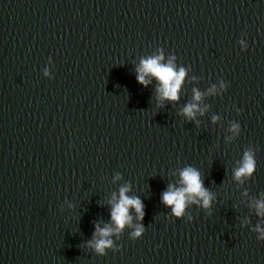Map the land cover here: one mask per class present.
<instances>
[{"label":"water","instance_id":"95a60500","mask_svg":"<svg viewBox=\"0 0 264 264\" xmlns=\"http://www.w3.org/2000/svg\"><path fill=\"white\" fill-rule=\"evenodd\" d=\"M161 55L177 101L137 80ZM186 168L211 199L178 218ZM261 203L264 0H0V264H264Z\"/></svg>","mask_w":264,"mask_h":264},{"label":"clouds","instance_id":"9594fccd","mask_svg":"<svg viewBox=\"0 0 264 264\" xmlns=\"http://www.w3.org/2000/svg\"><path fill=\"white\" fill-rule=\"evenodd\" d=\"M162 59L163 56L161 55L147 60H142L141 66L137 69V80L141 85L146 87L148 83L145 79L146 76L156 78L162 86L158 89L161 98L169 101H177L178 92L185 77V71L184 69H180L177 73L171 62L167 65L161 64L160 61ZM199 98V93H196L195 99L199 100ZM194 109V104L188 105L184 109V114L191 118L193 116ZM254 168L255 162L252 155L245 153L242 166L235 173L236 178L239 179L241 176L251 175ZM180 175L183 187L174 189L172 186H169V190L163 193L162 202L166 206L172 207L174 215L178 218L181 217L184 212L186 198L192 199L199 197L203 200V206L205 208L209 207L211 197L203 188L199 173L192 168H186ZM127 191V188H122L120 190L119 202L113 205L111 213L112 220L119 229H122L125 224L130 223L131 217L128 215L130 208L136 211L138 219H143V205L141 201L139 199H133L126 196L125 193ZM192 202H195V200H192ZM258 211L264 212V203L258 205ZM141 231L142 229H137L134 235L139 236ZM97 233L101 237H107L110 234V229L105 228L101 230L97 227ZM110 244L111 241L105 239L97 240L95 245L96 250L102 253L106 247L110 246Z\"/></svg>","mask_w":264,"mask_h":264}]
</instances>
